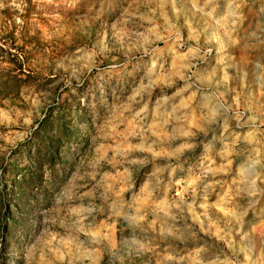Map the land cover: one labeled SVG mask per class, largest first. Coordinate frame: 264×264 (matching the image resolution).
Returning a JSON list of instances; mask_svg holds the SVG:
<instances>
[{
	"label": "rangeland",
	"instance_id": "rangeland-1",
	"mask_svg": "<svg viewBox=\"0 0 264 264\" xmlns=\"http://www.w3.org/2000/svg\"><path fill=\"white\" fill-rule=\"evenodd\" d=\"M0 264H264V0H0Z\"/></svg>",
	"mask_w": 264,
	"mask_h": 264
},
{
	"label": "trees",
	"instance_id": "trees-1",
	"mask_svg": "<svg viewBox=\"0 0 264 264\" xmlns=\"http://www.w3.org/2000/svg\"><path fill=\"white\" fill-rule=\"evenodd\" d=\"M1 222L3 223L2 225V232L5 230H7V227H6V223H4L6 220H7V216H8V208L6 205H4L3 209H2V213H1Z\"/></svg>",
	"mask_w": 264,
	"mask_h": 264
}]
</instances>
